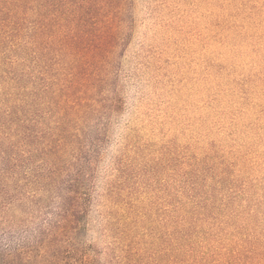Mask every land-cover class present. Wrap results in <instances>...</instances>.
<instances>
[{
    "label": "rangeland",
    "instance_id": "rangeland-1",
    "mask_svg": "<svg viewBox=\"0 0 264 264\" xmlns=\"http://www.w3.org/2000/svg\"><path fill=\"white\" fill-rule=\"evenodd\" d=\"M0 264H264V0H0Z\"/></svg>",
    "mask_w": 264,
    "mask_h": 264
}]
</instances>
